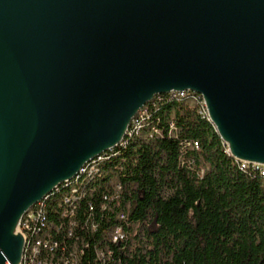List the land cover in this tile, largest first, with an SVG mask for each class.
I'll return each mask as SVG.
<instances>
[{
	"label": "water",
	"instance_id": "water-1",
	"mask_svg": "<svg viewBox=\"0 0 264 264\" xmlns=\"http://www.w3.org/2000/svg\"><path fill=\"white\" fill-rule=\"evenodd\" d=\"M184 91L264 167V0H0V264H22L31 207Z\"/></svg>",
	"mask_w": 264,
	"mask_h": 264
},
{
	"label": "trees",
	"instance_id": "trees-1",
	"mask_svg": "<svg viewBox=\"0 0 264 264\" xmlns=\"http://www.w3.org/2000/svg\"><path fill=\"white\" fill-rule=\"evenodd\" d=\"M147 107L146 129L153 125L157 134L126 137L124 145L104 154L108 158L98 166L107 174L87 183L74 225L60 220L52 203L57 195L49 199L46 223L52 226L44 229L58 247L52 259L40 261L264 264V175L231 158L212 124L186 100L162 94ZM194 142L196 149L187 146ZM109 179L119 191L106 185ZM127 206V219L119 221ZM61 224L55 233L53 226ZM114 227L124 237L112 243L107 232ZM74 246L78 255L71 263Z\"/></svg>",
	"mask_w": 264,
	"mask_h": 264
},
{
	"label": "built area",
	"instance_id": "built-area-1",
	"mask_svg": "<svg viewBox=\"0 0 264 264\" xmlns=\"http://www.w3.org/2000/svg\"><path fill=\"white\" fill-rule=\"evenodd\" d=\"M169 99L174 100H186L191 107H195L197 113L206 118L208 121L207 111L204 105V102L200 95L195 94L193 92H170L166 94ZM156 96V98H158ZM148 104V103H147ZM147 104L139 110L136 116L131 121L129 129L126 133L125 138L119 146L125 144L126 137L132 138L141 137L143 139L151 138L154 134H157V131L154 129L153 125H149L146 129V121L148 119V107ZM169 129L171 133H174V124L172 121L169 122ZM118 146V147H119ZM187 146L197 148V143H188ZM117 148V147H116ZM115 149V148H114ZM113 150V149H112ZM110 150V151H112ZM109 152V151H107ZM106 153V152H105ZM104 153V154H105ZM104 154L92 160L88 164H86L81 170L80 173L71 181L60 185L57 189H55L51 194H49L42 201L38 202L36 205L31 207L28 212L23 216L22 221L19 226V231L23 235L26 245L24 248L22 264H44V261L48 259H52L55 254V250L58 247L55 240L52 239V233L47 232L44 227L47 225L51 229V223H46V206L49 199L55 195L57 197L52 200L56 205V209L58 211V215L60 220H67L69 225H74L73 218L76 212V203L81 196H84V189L87 186V183L90 182L91 179L96 177H104L106 176V172L99 168V163H102L108 157H105ZM242 167L251 166L255 169H258L261 175H264V167L256 166V165H248L243 162H239ZM110 172V171H109ZM203 170L201 169L198 172V176L201 177ZM107 186L114 187L116 191H119L118 184L114 183L112 179L106 183ZM80 194V196L78 195ZM106 200V197H103V200ZM129 206L126 207L125 211L118 213L117 219L119 221H124L128 217ZM45 224V225H44ZM62 227V224L59 226H53L52 230L55 233H58ZM68 235H70L68 233ZM107 236L109 237L112 243L117 242L118 240L123 239L124 234L120 227H114L110 231L107 232ZM78 255V250L76 246L72 248V252L70 253V261L71 263L76 262V258ZM100 255V253H99ZM43 259L44 261H40ZM109 260V259H108Z\"/></svg>",
	"mask_w": 264,
	"mask_h": 264
}]
</instances>
